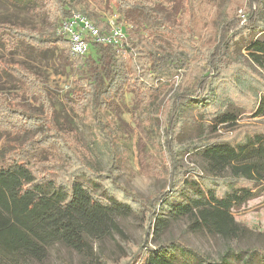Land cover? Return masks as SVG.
Wrapping results in <instances>:
<instances>
[{"label": "trees", "instance_id": "16d2710c", "mask_svg": "<svg viewBox=\"0 0 264 264\" xmlns=\"http://www.w3.org/2000/svg\"><path fill=\"white\" fill-rule=\"evenodd\" d=\"M34 2L42 25L0 21L3 37L38 54L65 46L58 60L76 78L63 97L72 110L88 117L112 161L104 172L93 169L86 160L89 150L58 108V96L44 75L22 62L3 61L14 91L0 93V263L42 262L55 244L91 257L95 240L115 234L124 239L116 217L131 214L143 218L144 243L120 260L102 252L95 264H178L180 259L181 264H197L193 255L198 253L179 239L160 240L169 220L184 218L191 231L225 241L252 233L232 211L264 191V0H227L223 21L217 0H166V6L156 0H95L118 15L127 36L122 48L92 41L90 52L81 57L73 56L67 38L57 33L62 21L78 11L79 2L53 0V8L46 0ZM82 13L108 31V17L88 8ZM180 69V91L164 102L158 116L169 187L146 203L119 180L117 137L101 114L119 112L125 92L134 93L138 105L154 101L159 87ZM210 89L211 97H202ZM193 99L201 102L193 115L184 117L183 107ZM141 116L139 164L145 174H156L161 166L146 148L151 116ZM241 117L258 120L240 122ZM186 122L198 124V133L182 145ZM219 125L227 132H219ZM184 151L199 163L180 165L178 156ZM230 254L245 256L243 264H252L255 254L264 261V248L227 247L218 264ZM201 256V264L210 263L207 255Z\"/></svg>", "mask_w": 264, "mask_h": 264}, {"label": "rangeland", "instance_id": "374dc122", "mask_svg": "<svg viewBox=\"0 0 264 264\" xmlns=\"http://www.w3.org/2000/svg\"><path fill=\"white\" fill-rule=\"evenodd\" d=\"M0 0V21H8L10 23L24 25L28 27L40 26L43 23V15L38 9V5L34 0ZM53 0H46L53 5ZM75 1V0H74ZM79 5L77 10L82 12L84 8H88L91 13L99 16L102 19H107L111 16L109 12L101 7L95 0H77ZM161 1L167 5L166 0ZM218 6L221 9L220 21L226 20L225 6L227 0H217ZM264 8V5L262 4ZM55 9V8H54ZM240 13L242 11L240 10ZM84 14V13H83ZM118 16V15H117ZM242 16V15H241ZM244 17V16H242ZM264 18V17H263ZM246 19H243V22ZM3 28L0 29V93L5 91H14L11 79L5 73L1 66L3 61L22 62L30 69L41 72L44 75L46 84L51 91L57 94V106L65 111V115L76 129L79 138L89 150V155L86 157L89 165L95 170H102L103 172L111 164V156L107 150V144L103 142L91 125L88 117L78 110H72L63 97L64 93L68 92L73 87V79L76 78L74 70L69 66H65L64 60H58V53L61 52L65 46H60L58 50H49L44 54H38L36 51H24L21 47L12 45V41L3 37ZM233 49L229 53L234 56ZM237 49L238 46H237ZM244 52V51H243ZM60 64V65H59ZM183 69H180L179 74H174L167 82L163 83L156 94V99L150 101L145 99L142 105L135 99V94L125 92L124 96L119 100L121 110L117 112L114 110H107L101 114L105 121H110L108 128L117 137L115 144L118 155V163L115 167V172L119 174V180L130 188L135 189L138 195L149 203L151 198L163 188L169 187L166 172L163 165L166 159L163 158L165 145L163 143V136L160 132L162 120L158 117L164 102L168 101L172 96L180 91L181 82L183 79ZM166 73L172 75L166 69ZM214 90L210 89L208 94H203L202 97H211L210 93ZM199 97V93L196 96ZM196 102H201V99H193L189 104L183 107V116L190 117L195 112ZM142 113H148L151 117L146 122L148 130L147 150L152 151L156 158L157 166L160 167V172L156 174H145L138 160V138H139V121H142ZM119 117V118H118ZM256 121L257 118H240V122L247 120ZM219 132H227L225 125H219ZM229 131V130H228ZM198 124L186 122L183 133L180 136L182 145L194 141L197 138ZM1 137V135H0ZM1 147V146H0ZM1 154V149H0ZM178 162L185 168L192 165H197L199 160L193 154L186 151L181 152L178 156ZM162 170L164 172H162ZM164 173V174H163ZM237 221L246 223L252 229V233L241 237L225 241L217 235H208L203 233H196L190 230L189 223L186 219L180 218L178 220L168 221L165 227L161 228L160 240L168 243L172 239H179L189 249H193L198 253L193 255L195 263L201 264L203 258L201 255L209 257V264H218L221 261V256L226 252L227 247L237 251L238 248L257 247L264 248V191L253 199L248 200L240 208L232 211ZM166 216L167 212L164 214ZM120 227L125 233V237L115 234L111 237H106L101 240H95L93 245V256L86 257L79 251L66 247L62 244H55L49 248L48 257L42 262L35 264H95L98 256L103 252L113 259L120 260L125 254H132V251L139 247L146 240L145 223L141 214H131L129 216L116 217ZM156 246L160 245V240L155 239ZM151 244V242H150ZM155 244H152L153 246ZM201 256V257H200ZM245 256L237 257L230 254L228 258L220 264H243ZM182 259L177 263L181 264ZM11 264L9 262H6ZM3 262V264H5ZM252 264H264L263 260L255 254L251 259ZM2 264V263H0Z\"/></svg>", "mask_w": 264, "mask_h": 264}, {"label": "built area", "instance_id": "2783aa9c", "mask_svg": "<svg viewBox=\"0 0 264 264\" xmlns=\"http://www.w3.org/2000/svg\"><path fill=\"white\" fill-rule=\"evenodd\" d=\"M107 22L108 31H101L89 17L80 11H75L69 19L62 21L57 33L67 38L70 52L75 57L87 55L92 41L122 48L127 35L117 15L108 16Z\"/></svg>", "mask_w": 264, "mask_h": 264}]
</instances>
